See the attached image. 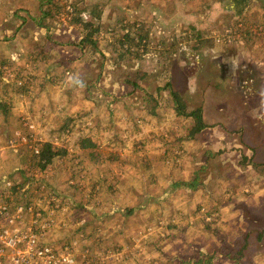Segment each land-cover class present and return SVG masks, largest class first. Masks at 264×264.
I'll return each mask as SVG.
<instances>
[{"label": "rangeland", "instance_id": "374dc122", "mask_svg": "<svg viewBox=\"0 0 264 264\" xmlns=\"http://www.w3.org/2000/svg\"><path fill=\"white\" fill-rule=\"evenodd\" d=\"M239 9L235 0H0V199L69 203L74 224L47 239L71 246L73 264L114 263L95 258L99 251L115 263L129 255L132 264H195L180 259L202 252L215 254L210 264H234L227 252L246 236L238 264H264V0ZM168 81L214 124L196 135L203 145L189 147L192 119L176 114ZM84 138L94 146L83 148ZM106 138L131 147L114 160L157 159L133 173L186 168L195 186L166 177L167 197L145 219H166V245L142 251L152 225L118 246L97 227ZM44 142L67 153L41 170Z\"/></svg>", "mask_w": 264, "mask_h": 264}, {"label": "crops", "instance_id": "0c3cea01", "mask_svg": "<svg viewBox=\"0 0 264 264\" xmlns=\"http://www.w3.org/2000/svg\"><path fill=\"white\" fill-rule=\"evenodd\" d=\"M262 121L264 122V119H262ZM209 128H206L203 131H206ZM120 133H121V136H126L124 131H121ZM208 134H210V132L205 133V135H208ZM111 135L113 136L114 134L112 133ZM179 139H182V138H179ZM190 142L192 143L189 144V147H191L193 143H195V146L199 145L198 143L202 144L201 140L196 136ZM104 143L108 145H105V144L101 146L99 145V148L101 147L104 149L102 150L99 149V168L100 169H99V175H97V177L95 178V180L99 182V191H100L99 192V213H98L99 220H97V222L102 226V228L100 226H97V227H99L101 232L102 230L105 229L106 233L108 234L105 237H108L110 242L118 246V245H126V243L124 242V238L126 235L131 234V236H133V234L139 228H144L146 226L152 225L156 227V230L153 232L151 236L149 235L150 237L147 240V247L144 246L142 248V251L144 252L145 248H146V251H148L150 250V248H155L158 245H161V244L166 245L167 240L165 238H168L166 236L170 234V231L166 229V225L168 224L166 219L161 218L153 222H149L145 219L149 217L153 212H155L156 209H152V207H155L154 205L158 204L159 202L163 204L162 202L167 197L166 195L168 194V192L162 193L163 189L162 190L160 189L164 185L163 183L164 179L166 177L167 179H169L171 174H174L176 176H180L181 180L185 181L187 180V175H188V172H186L187 171L186 168L182 171L181 169L182 165L180 164L181 165L180 169H175V170L169 169L167 170V172H165L164 175L159 176V177H157L154 171L150 173L152 177L150 176L149 171H146L144 173H139L140 171H137V173H133L131 169H135V170L138 169L137 168L138 165L141 166V163L143 161L149 162L147 166L151 167V162L157 159L152 158L151 160L148 157H144L143 161L142 160L139 161V159H137L138 160L137 161L135 158L133 159V161H130V159H128L130 155H128V157L123 160L121 159L114 160L117 157H115V153H113V151L117 152V150H119L120 153L123 154V151L125 152L131 151L130 150L131 147L126 148L124 143H117L115 141L111 142V139L109 138L104 139ZM180 143H187V142L184 139L182 141L180 140L177 141V144L179 145L176 147V149H179V153H182V146L180 145ZM172 145L174 146L175 144L172 143L168 147ZM108 146L109 147L111 146V148L109 149ZM137 147L142 148L143 146L138 145V146H135L134 149L136 150ZM193 151H197V150L193 149ZM189 160L190 159L186 160L185 164ZM79 183H81L80 185L82 184L85 185L83 181ZM76 186H79V185H75V187ZM67 204H68V207H67L68 213L67 215L66 214L64 215L63 219L66 225L70 223L74 224V221L71 216L72 214L71 207L69 203ZM82 211H85V213L88 212L85 209H83ZM77 215L79 217L78 220L82 219L81 218V216H83L82 214H77ZM63 229L64 228H58L57 231L63 230ZM101 234L103 235V233ZM68 236H70V234ZM130 238L131 237H129V243L131 245ZM132 244H135V241ZM168 246L169 245H167L166 247ZM116 249L120 250L121 248L118 247ZM110 252H113V251L111 250ZM133 254H137V256L139 255L137 257L138 261H144L145 258L147 257V256H140L143 253L138 252V250L134 251ZM151 254L152 253L148 254V256H151ZM94 256L95 258H99V260H103V261L109 262L110 260H112L114 261L113 264H132L130 263L129 260H126V258H128L129 255L128 256L126 255V258L123 260H120L119 263H115V258L112 256H109V259L105 258L103 256L102 251H99V255L97 253ZM84 260L85 259H82L80 263H82ZM89 264H98V262L94 261V259H91L89 261Z\"/></svg>", "mask_w": 264, "mask_h": 264}, {"label": "built area", "instance_id": "2783aa9c", "mask_svg": "<svg viewBox=\"0 0 264 264\" xmlns=\"http://www.w3.org/2000/svg\"><path fill=\"white\" fill-rule=\"evenodd\" d=\"M47 200L15 207L0 199V264L75 263L71 246H55L47 239L50 232L66 225L67 205L56 195Z\"/></svg>", "mask_w": 264, "mask_h": 264}, {"label": "trees", "instance_id": "16d2710c", "mask_svg": "<svg viewBox=\"0 0 264 264\" xmlns=\"http://www.w3.org/2000/svg\"><path fill=\"white\" fill-rule=\"evenodd\" d=\"M235 1L237 3L238 9L240 6H246L249 2V0H235ZM241 11H242V9L240 8L238 13H241ZM47 12H48V10L43 11L44 15L42 17H45V13H47ZM40 20L41 19L37 20L38 24H41ZM89 26L92 27L91 24ZM91 34H89L87 36L88 39H91ZM128 37L122 43L123 45H125L127 43ZM87 38L83 39V42H87L86 41V40H88ZM139 38H140V42H142V39L144 38V36L139 35ZM129 47H132V46H128L126 49H124L125 53H132V51L130 50ZM139 50L136 51L135 53L139 54V52H140ZM128 82L130 84H133L132 86L134 88V85H135L134 82H132L131 80H129ZM162 88H166V89L170 90L176 114L192 119V124H191V127L189 129V134L187 136L188 139H194L195 136L198 133L202 132L204 129L209 128V127H214V124L208 123L206 121L203 107L199 106L197 108H190L187 104V101L184 99V96L178 90H176L173 87V85L171 84L170 81H168L165 84V86ZM117 98H119V97H117ZM154 109L155 108L153 107V110ZM93 146H94V144L89 139H87V138L82 139V147L83 148H90ZM66 153H67L66 149H58V148L54 147L52 143L44 142L41 144L40 150L36 154L37 165L41 170H44L49 165L53 164L57 157L64 156ZM178 184L185 185L188 188H193L195 186L194 183L191 181L190 182H188V181L182 182L181 181V182H178ZM248 239H249V236H246L243 243L241 244V246L239 248L235 249L234 252H227V254L229 256L228 258L232 259L234 264H238L241 261H245V259L247 258L246 252H247V249L249 247ZM215 257H216L215 254H212V255L209 254L208 255V254L201 252V255L197 258H189V259L181 258L180 261L184 262V263H186L187 261H189V262L193 261L195 264H210Z\"/></svg>", "mask_w": 264, "mask_h": 264}]
</instances>
